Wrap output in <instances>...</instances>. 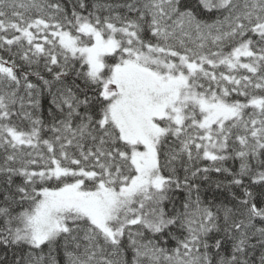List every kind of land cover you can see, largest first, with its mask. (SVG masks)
<instances>
[{"label": "snow or ice", "instance_id": "obj_1", "mask_svg": "<svg viewBox=\"0 0 264 264\" xmlns=\"http://www.w3.org/2000/svg\"><path fill=\"white\" fill-rule=\"evenodd\" d=\"M0 264H264V0H0Z\"/></svg>", "mask_w": 264, "mask_h": 264}, {"label": "trees", "instance_id": "obj_2", "mask_svg": "<svg viewBox=\"0 0 264 264\" xmlns=\"http://www.w3.org/2000/svg\"><path fill=\"white\" fill-rule=\"evenodd\" d=\"M47 107V104H46V102L44 103V108H46Z\"/></svg>", "mask_w": 264, "mask_h": 264}]
</instances>
